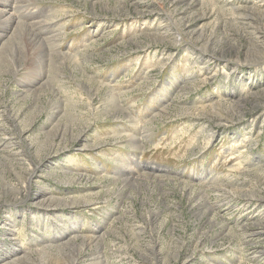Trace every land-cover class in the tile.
Listing matches in <instances>:
<instances>
[{
    "label": "rangeland",
    "instance_id": "obj_1",
    "mask_svg": "<svg viewBox=\"0 0 264 264\" xmlns=\"http://www.w3.org/2000/svg\"><path fill=\"white\" fill-rule=\"evenodd\" d=\"M0 9V264H264V0Z\"/></svg>",
    "mask_w": 264,
    "mask_h": 264
},
{
    "label": "bare ground",
    "instance_id": "obj_2",
    "mask_svg": "<svg viewBox=\"0 0 264 264\" xmlns=\"http://www.w3.org/2000/svg\"><path fill=\"white\" fill-rule=\"evenodd\" d=\"M5 10L0 9V27H3L5 30H7L8 33H5L6 35L3 38L7 40L9 39V43L12 44L13 47L9 51V48H7L8 46L4 44L5 47L3 46L2 54L6 53L8 55L7 63L12 66L10 67V74H12L13 77H17L18 75L23 74L22 72H26L28 76H43L48 66H51L50 63H53V55H48L46 53V50L43 48L42 41L31 32L28 25L15 22L12 15ZM59 56L63 60V64L71 62V58H69V56ZM37 84H40V82H36L35 85ZM121 111L122 110L120 109V112ZM130 139L133 143L134 140L132 138ZM10 257L7 259H12V257ZM2 260H6V257Z\"/></svg>",
    "mask_w": 264,
    "mask_h": 264
},
{
    "label": "water",
    "instance_id": "obj_3",
    "mask_svg": "<svg viewBox=\"0 0 264 264\" xmlns=\"http://www.w3.org/2000/svg\"><path fill=\"white\" fill-rule=\"evenodd\" d=\"M159 170V169H158Z\"/></svg>",
    "mask_w": 264,
    "mask_h": 264
}]
</instances>
